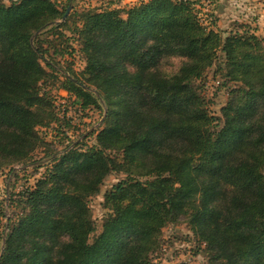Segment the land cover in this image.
I'll list each match as a JSON object with an SVG mask.
<instances>
[{
  "label": "trees",
  "instance_id": "1",
  "mask_svg": "<svg viewBox=\"0 0 264 264\" xmlns=\"http://www.w3.org/2000/svg\"><path fill=\"white\" fill-rule=\"evenodd\" d=\"M199 4L88 10L71 26L58 23L68 6L61 11L54 0H0V165L47 150L42 177L11 197L9 220L0 210V222L8 220L0 264H53L63 236V264H154L163 230L180 216L216 264H264V39L244 26L224 37L204 24ZM69 42L80 45L98 98L57 62L72 55ZM172 55L189 62L166 80L153 70ZM221 55L226 82L240 86L217 118L192 83ZM60 76L84 109L102 110L103 100L112 107L91 147L50 151L39 134L53 126L63 133L42 90ZM113 172L127 177L104 194L108 213L91 241L88 202Z\"/></svg>",
  "mask_w": 264,
  "mask_h": 264
},
{
  "label": "rangeland",
  "instance_id": "2",
  "mask_svg": "<svg viewBox=\"0 0 264 264\" xmlns=\"http://www.w3.org/2000/svg\"><path fill=\"white\" fill-rule=\"evenodd\" d=\"M1 1L10 5L12 1L18 0ZM54 1L57 2L59 9L64 11L69 0ZM146 1L73 0L72 10L67 19L63 21L62 18L58 23L68 21V24L73 26L75 21L81 24L79 17L88 10L98 12L113 9L122 10ZM199 2L201 7H198V9L201 8L202 10L200 16L204 24L210 25L214 30H220L224 37L237 30L244 32L245 29L241 28V26H244L264 39V0H199ZM64 32L66 36H72L68 30ZM44 38L46 39L47 36H44ZM69 44L70 49L73 50L72 55H66L65 58L57 57V62L60 66L71 67L84 84L82 88L98 98L99 94L96 88L88 81V77L83 75L86 59L80 51V45L77 42H69ZM45 45L47 46V43ZM65 45L63 43V46ZM221 58L213 67L205 71L201 79L194 80L192 83L194 92L205 108L217 118L222 117L221 111L227 105L230 91L240 86L232 82H226L223 55H221ZM188 62L186 58L179 55L166 56L153 72L163 79L174 80L182 76V68ZM220 67L221 70H218ZM63 80L64 78L60 76L57 83L54 84V82L49 81L42 85L43 93L48 92L54 99L57 114L64 125L63 133L58 135L57 127L53 126L48 129H38L39 134L44 137L45 142L49 145V147L46 146V149L50 151H63L69 144L76 142L83 145L84 148L91 147L97 144V135L112 107H110L107 100H103L101 102L102 110L93 106L84 109L82 101H79L77 95L69 93L61 86L60 83ZM67 122L70 124L69 127L65 126ZM63 134L66 137H63ZM46 153L45 147H40L34 151L33 159L30 161L11 162L2 160L0 166L4 167L0 168V210L3 209L7 219L11 216V209L9 208L11 197L17 198L24 188L35 184L44 174L45 169L39 167L47 164L45 160L40 163ZM35 161L38 164L35 165L33 163ZM126 177L123 172H113L103 182L100 193L89 200V208L94 223V231L90 237L91 241L102 232L103 221L108 213L103 205L104 194ZM7 219L4 218L0 222V234L4 230V225L8 224L9 219ZM68 241L67 237L63 236L56 244L52 245L53 264H63L65 245ZM205 247V245L198 242L190 230L187 217L180 216L163 230L159 249L151 257L154 264H216L211 260ZM5 250L6 240L1 241L0 239V260Z\"/></svg>",
  "mask_w": 264,
  "mask_h": 264
},
{
  "label": "water",
  "instance_id": "3",
  "mask_svg": "<svg viewBox=\"0 0 264 264\" xmlns=\"http://www.w3.org/2000/svg\"><path fill=\"white\" fill-rule=\"evenodd\" d=\"M71 10H72V5H70V6L68 7L67 12H66V14H65L64 17H63V21H65V20L67 19V17H68V15H69V13H70ZM40 33H41V31H40V32H37L35 36H38ZM32 43H33V40H32ZM75 81H76V80H75ZM76 82H77V81H76ZM83 87H84V86H83ZM8 201H9V198H8ZM2 255H3V253H2ZM2 255H1V256H2Z\"/></svg>",
  "mask_w": 264,
  "mask_h": 264
},
{
  "label": "built area",
  "instance_id": "4",
  "mask_svg": "<svg viewBox=\"0 0 264 264\" xmlns=\"http://www.w3.org/2000/svg\"><path fill=\"white\" fill-rule=\"evenodd\" d=\"M147 1H149V0H147ZM146 1V2H147ZM178 2H187V1H192V0H177Z\"/></svg>",
  "mask_w": 264,
  "mask_h": 264
}]
</instances>
